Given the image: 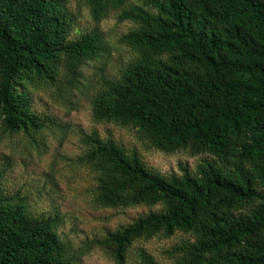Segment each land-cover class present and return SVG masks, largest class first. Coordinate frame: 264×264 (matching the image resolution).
Returning <instances> with one entry per match:
<instances>
[{
    "label": "trees",
    "instance_id": "obj_1",
    "mask_svg": "<svg viewBox=\"0 0 264 264\" xmlns=\"http://www.w3.org/2000/svg\"><path fill=\"white\" fill-rule=\"evenodd\" d=\"M99 24H133L135 54L92 100L96 124L135 129L149 149L204 157L181 174L149 168L98 132H80V164L94 175L97 209L159 208L77 250L60 213L36 216L0 180V264H81L100 249L127 264L140 241L182 234L168 264H264V0H80ZM71 0H0V123L6 137L58 132L33 95L73 103L77 78L105 53L98 29L74 33ZM70 108V107H68ZM3 169L0 174H5ZM0 175V179L2 177ZM144 264H163L145 251Z\"/></svg>",
    "mask_w": 264,
    "mask_h": 264
},
{
    "label": "rangeland",
    "instance_id": "obj_2",
    "mask_svg": "<svg viewBox=\"0 0 264 264\" xmlns=\"http://www.w3.org/2000/svg\"><path fill=\"white\" fill-rule=\"evenodd\" d=\"M133 4H138V0H129L125 9ZM70 9L76 16L74 33H86L98 28L104 36L105 53L82 67V76L75 82L80 87L74 91L70 106L57 103L50 93L38 92L33 95V110L53 119L58 132L31 142L22 135L4 136L0 123V173L7 169V173L0 174V180L10 196L28 200L29 209L34 215L42 217L60 213L66 221L59 233L77 250L88 242L106 236L108 232L159 210L145 206L121 210L94 207V175L79 161L87 150L80 140L81 131H96L103 139L111 138L129 152L137 151L149 168L162 174H181L179 165L194 170L204 157L166 155L149 149L148 143L135 129L96 124L93 121L92 100L101 83L118 79L135 57L122 42L133 24L119 20L120 9L110 12L99 24L94 22L89 8L82 1L71 0ZM187 238L177 234L170 239L156 237L150 241H140L132 248L127 264H144L142 251L168 264L171 250ZM81 264L116 263L97 248L83 257Z\"/></svg>",
    "mask_w": 264,
    "mask_h": 264
}]
</instances>
